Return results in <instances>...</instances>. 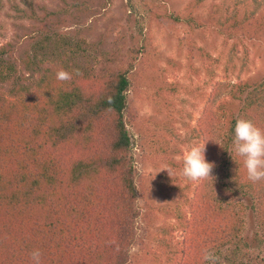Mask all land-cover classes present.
Returning a JSON list of instances; mask_svg holds the SVG:
<instances>
[{"label": "trees", "instance_id": "trees-1", "mask_svg": "<svg viewBox=\"0 0 264 264\" xmlns=\"http://www.w3.org/2000/svg\"><path fill=\"white\" fill-rule=\"evenodd\" d=\"M127 1L143 36L141 8L155 12L145 0ZM206 1L196 0L192 13ZM217 1L211 26L235 37L245 23L238 15L246 0L232 11L226 1ZM57 46V51L32 60L38 69L43 67V75L31 83H17L23 77L14 75L12 67L8 70L14 73L0 68V264H34V250L41 253L40 264H125L137 239L139 217L128 95L142 80H151L145 67L151 65L141 60L140 49H132L126 59L121 53L107 54L94 72L74 67L69 59V65L60 66L71 79L60 81V70L52 66L66 56ZM236 48L234 44L230 55L222 50L217 57L198 49L203 67H195V57L188 56V77L202 69L213 78L221 65L236 70ZM137 67L138 75H133ZM8 81L13 86L6 90ZM248 83L224 85L214 94L217 99L229 91L230 103L241 104L240 118L227 109L226 98L221 99L223 109L210 106L211 115L202 122L198 135L205 141V160L214 167L212 177L196 188L195 202L189 199L192 219L181 217L188 238L173 259L177 264H264V257L251 253L243 238L248 212L264 219V180H248L233 146L237 120H250L264 130V78L253 86ZM174 94V88L171 94L164 88L155 92L170 104ZM227 118L228 124L220 127L219 120Z\"/></svg>", "mask_w": 264, "mask_h": 264}, {"label": "rangeland", "instance_id": "rangeland-1", "mask_svg": "<svg viewBox=\"0 0 264 264\" xmlns=\"http://www.w3.org/2000/svg\"><path fill=\"white\" fill-rule=\"evenodd\" d=\"M195 1L145 0L155 13L141 8L146 18L142 36L137 14L127 0H0V68L12 73L8 70L12 67L14 75L23 77L17 78V83L28 84L43 75V67L38 69L32 60L57 51V43L66 58L57 59L58 65L46 64L52 69L61 70L60 64L72 59L74 67L94 72L107 54L121 53L126 59L132 56V49H140L141 60L150 62L151 66L145 67L151 80H142L144 83L128 95L127 129L132 141L139 217L137 239L129 248L125 264H177L173 259L188 238L181 217L192 219L189 199L195 202L196 188L202 182L182 175L183 156L193 145H205L198 134L202 122L211 115L208 108L223 109L221 99L227 98L230 103L229 91L214 99L217 88L223 91L224 85L246 81L253 86L264 78V0L216 2L226 1L232 11L237 2L245 1L238 15L245 23L235 37H229L228 32L216 33L211 26L214 0H207L192 13ZM192 43L197 48L192 49ZM234 44L236 70L221 65L213 78L202 69L198 76L188 77L192 72L188 56H194L195 67L202 68L198 49H205L213 57L223 50L228 56ZM139 70L137 67L133 75ZM3 86L9 90L12 81ZM159 88L170 94L175 89L171 104L156 98ZM226 106L240 118L241 104ZM226 124L228 118L219 120L220 127ZM243 238L251 253L264 257V219L258 212H248Z\"/></svg>", "mask_w": 264, "mask_h": 264}, {"label": "clouds", "instance_id": "clouds-1", "mask_svg": "<svg viewBox=\"0 0 264 264\" xmlns=\"http://www.w3.org/2000/svg\"><path fill=\"white\" fill-rule=\"evenodd\" d=\"M77 74H79L78 70ZM56 78L60 81L70 80L71 74L60 70L57 72ZM233 146L236 155L243 158V166L248 180L253 183L264 180V130L250 120H237L234 128ZM204 153L205 145H193L185 153L182 167L184 177L191 181L212 177L211 172L214 164L206 162ZM167 171L171 176V170L167 169ZM40 256L39 250H34L31 253L34 264H40Z\"/></svg>", "mask_w": 264, "mask_h": 264}]
</instances>
